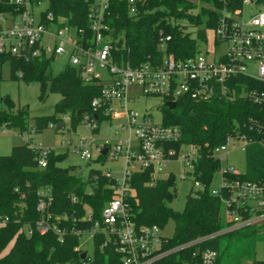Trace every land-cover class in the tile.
Returning <instances> with one entry per match:
<instances>
[{
	"label": "trees",
	"instance_id": "1",
	"mask_svg": "<svg viewBox=\"0 0 264 264\" xmlns=\"http://www.w3.org/2000/svg\"><path fill=\"white\" fill-rule=\"evenodd\" d=\"M28 1L32 7L46 2L45 10L40 13L42 20L47 14H51L56 23L63 18L69 27L91 38L88 14L95 0ZM255 4L264 7V0H256ZM133 7L135 11L130 13L131 5L127 0H108L107 30L104 31L114 57L132 67L160 61L163 52L159 50V32L170 36L165 52L174 59L180 61L193 56L199 50L197 40H205L207 32L213 31L222 10H238L242 8V0H135ZM22 8L10 0H0L2 16H15ZM188 27L196 28L195 37L187 31ZM53 60L52 56L0 53V69L3 63H8L10 80L36 83L40 100L50 93L60 95L52 115L34 117L33 133L48 127L60 131L65 123L57 126L65 119L69 130L75 131L79 123H85V116L95 122L96 127L90 131H97L101 121L109 120L104 107L92 106V101L101 97V85L84 82L79 70L68 64L51 75ZM233 82L237 83V92L242 88H261L245 76H237ZM1 101L5 109L0 110V131L14 127L20 134L27 132V111L16 107L8 96ZM158 109L162 123L176 126L181 132L180 140L165 148L178 149L180 145L189 144L197 148L190 176L199 187L196 191L189 190L183 210L178 212L169 207L176 195L172 173L152 179L150 169H138L128 178L129 194L125 204L128 218L136 228L157 225L162 229L169 219L174 222L173 234L164 244L166 249L174 251L153 264H199L198 251L202 249L216 252L214 264H264V260L255 259L254 251L255 241L264 238V223L217 233L226 224L219 198L209 191L212 178L220 169L213 150L224 144L226 135L235 129L251 141L245 147L246 171L240 177L264 181V150L257 143L258 134L248 129L251 118L264 121V108L244 97L215 98L209 102L184 97L176 101L172 109L166 106ZM80 110L83 112L77 114ZM30 144L15 145L8 155L0 156V216L7 218L0 226V264H81L88 259L90 264H121L114 243L107 241L100 231L93 236L90 256L79 248L80 238L100 221L102 209L113 198L115 179L100 169L90 168L84 174L74 165L61 167L64 155L51 150L46 156V167L39 168L38 151ZM89 162L103 163L104 157L98 156ZM42 191L50 196L44 217L48 215V222L60 233L49 230L40 234L36 230V222L41 218L36 206ZM87 212L90 220L86 218ZM26 229L31 233L27 234ZM191 242L194 243L189 244ZM83 253L85 256L81 258Z\"/></svg>",
	"mask_w": 264,
	"mask_h": 264
},
{
	"label": "built area",
	"instance_id": "2",
	"mask_svg": "<svg viewBox=\"0 0 264 264\" xmlns=\"http://www.w3.org/2000/svg\"><path fill=\"white\" fill-rule=\"evenodd\" d=\"M127 1L131 5L130 13H133L135 0ZM10 2L23 8L15 16L0 15V53L52 56L54 59L63 55L68 65L79 70L84 82L101 85V97L93 100L92 106L104 107L109 119L124 120L118 129L126 135L114 143L106 141L102 145H92V137L89 142L82 138L74 148L75 153L87 161L93 159V149L96 157L103 156L104 160L110 161L123 158L126 166L123 179L115 180L112 186L114 196L102 209L100 221L95 222L86 235L93 237L95 232L100 231L107 241L112 240L121 264H153L155 260L165 258L174 249L164 247L167 238L161 235V229L157 225L136 228L128 218L125 204L129 194L127 180L138 169H150L152 179L161 178L165 176L163 170L168 161L173 158L192 169L197 148L192 144L180 145L178 149L165 148L167 144L180 140V129L164 125L162 120L154 122L148 111L139 116L127 108V104L136 101L137 97L128 96L127 89L139 88L147 99L157 101V110L165 106L166 102L175 104L184 97L195 102L244 97L264 108V9L256 8L247 18L244 7L255 4L254 0H242V8L233 12L223 9L212 31L213 54L198 50L191 57L176 60L172 54L165 52L170 36H163L159 32V50L163 52L160 61L132 67L114 57L112 46L104 36L107 30L105 17L108 14V0H95V6L90 9V39L82 31L69 27L63 18H59L57 23L51 14H47L45 20L41 16L36 19L34 8L28 0ZM248 68L254 71V75L247 72ZM97 69H106L107 78H101ZM237 76L250 78L261 88H242L237 92V83L233 82ZM84 121L90 129L96 127L94 120L88 116L84 117ZM248 129L258 134L257 143L264 150V121L251 118ZM233 141L242 142L244 148L251 142L245 134L235 129L226 135L224 144L213 150V156L219 160ZM30 146L38 151L39 168H45L49 149L33 143ZM182 148H186L184 152ZM106 172L107 176H111L109 171ZM240 175L237 170L226 168L221 174L220 186L211 191L222 204L221 216L226 224L217 233L233 232L264 223V181L245 180ZM194 185L199 187L198 183ZM49 204L48 192H40L36 206V210L41 213L40 220L36 222V230L40 234L49 230L60 233L48 222V215L44 217ZM86 218L90 220L89 212ZM6 221V217L0 216V226ZM26 232L30 234L31 230L26 229ZM198 253L199 264H214L217 256L214 250L202 249ZM81 264H90V259Z\"/></svg>",
	"mask_w": 264,
	"mask_h": 264
},
{
	"label": "rangeland",
	"instance_id": "3",
	"mask_svg": "<svg viewBox=\"0 0 264 264\" xmlns=\"http://www.w3.org/2000/svg\"><path fill=\"white\" fill-rule=\"evenodd\" d=\"M256 0H254L255 2ZM34 15L38 19L40 13L45 10L46 2L43 1L37 6H34ZM263 10L261 5L251 4L244 7V15L247 18L252 14L255 9ZM188 32H191L195 37V27H188ZM197 45L200 51H208L213 54V32L209 30L206 34L205 40H197ZM216 51V50H215ZM68 64L67 58L63 55L55 58L50 64L51 75H56ZM248 73L254 75V71L250 68ZM97 73L101 78H107L106 69H97ZM128 96H137L136 101L127 104V108L136 112L141 116L145 112H149L154 122L161 121V114L156 108L157 101L154 99H147L141 94V91L137 87H129L127 89ZM8 96L16 107L24 108L28 114V131L20 134L17 128H7L0 131V156H5L10 153V150L15 145H22L26 142L39 145L44 149H49L55 154L64 155V158L60 162L61 167L77 166L80 167L82 173H86L88 169H100L102 171H109L110 175L116 180L120 181L124 177L123 170L126 167L123 158L117 160H104L103 163L89 162L86 159L81 158L75 153L74 148L78 145L80 139H84L86 142L90 141L92 137V145H102L106 141L110 144L118 138L124 137L126 134L119 131L118 127L124 122L123 119H109L103 120L99 124V128L95 132L90 131V126L86 123H79L75 131L69 130V123L65 119V125L59 131L53 127L43 129L40 133H33L32 126L34 117L46 116L53 114V108L55 103L60 99V95L56 93H50L43 100L39 99V86L36 83H24L23 81H14L9 79V65L3 63L0 69V110L5 109L4 103L1 99ZM186 148H182V152ZM93 159L96 158V154L92 149ZM220 170L217 171L209 186V191L217 189L221 184V174L226 168H232L238 171L239 174H243L246 171V154L245 148L242 142L233 141L219 157ZM192 169L185 165L180 160L171 159L168 161L166 168L163 170V175L172 173L174 179L175 198L169 203V207L174 211H182L186 199V195L189 190L193 188V191L198 190L193 184L190 172ZM183 175V176H182ZM253 227V226H252ZM257 227V226H255ZM174 231V222L169 219L161 229V235L166 238H170ZM79 248L84 250L87 255H91L93 249V237L90 235H83L79 241ZM255 259L264 260V238L256 240L254 243ZM246 263H249L248 261Z\"/></svg>",
	"mask_w": 264,
	"mask_h": 264
},
{
	"label": "water",
	"instance_id": "4",
	"mask_svg": "<svg viewBox=\"0 0 264 264\" xmlns=\"http://www.w3.org/2000/svg\"><path fill=\"white\" fill-rule=\"evenodd\" d=\"M165 106H166L167 108L172 109V108H174L175 104H174V103H171V102H166V103H165ZM82 112H83V111L80 110V111L77 112V114H81ZM63 125H64V122H61V123L58 124L57 128L62 127ZM84 256H85V253L82 254V257H81V258H84Z\"/></svg>",
	"mask_w": 264,
	"mask_h": 264
}]
</instances>
